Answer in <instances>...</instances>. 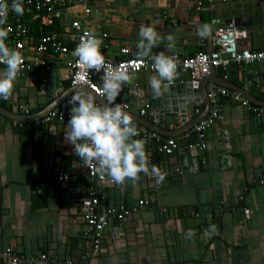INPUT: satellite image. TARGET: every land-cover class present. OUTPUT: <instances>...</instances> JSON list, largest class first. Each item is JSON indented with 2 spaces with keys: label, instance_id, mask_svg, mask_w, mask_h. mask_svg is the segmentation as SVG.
<instances>
[{
  "label": "crops",
  "instance_id": "1",
  "mask_svg": "<svg viewBox=\"0 0 264 264\" xmlns=\"http://www.w3.org/2000/svg\"><path fill=\"white\" fill-rule=\"evenodd\" d=\"M204 4V9H198L192 0H93L88 5L63 7L55 23L43 30L67 37L72 20H86L98 34L108 33L101 52L111 61L124 56L123 47L141 56L137 48L141 25H153L162 37L171 34L175 39L174 49H166L165 39L149 56L164 51L182 60L212 51L216 31L231 23L246 30L240 48L264 50V0ZM204 23L211 25V33L201 39L196 29ZM73 44L70 42L67 53H44L51 70H20L13 95L0 99V248L12 247L26 259L23 264H53L55 260L82 264H264V115L258 116L249 107H264V63L230 62L198 78L181 66L171 83L162 82L163 95L159 97L149 84L155 71L129 74L130 80L122 85L115 103L133 117L140 131L134 139L144 142L150 171L140 173L135 183L126 180L117 185L92 180L74 154V146L65 143L72 107L68 101L76 90L90 92L97 106L107 103L89 89L71 84ZM4 68L0 64V71ZM101 77L95 74L99 83ZM195 82L198 85L190 92L184 116L179 117L183 113L171 102L178 98L180 85ZM223 88L227 95L221 93ZM207 89L211 109L206 106L207 98L203 99ZM234 92L247 98L249 105L234 99ZM214 109L223 118L219 116L207 129V146L192 147L199 140L198 124ZM54 110L66 115L47 120ZM144 133L160 135L162 142L155 137L145 139ZM171 137L177 139L179 148L166 155L159 144ZM185 151L190 169L182 170L176 154ZM152 166L165 174L162 182L151 175ZM58 170L71 174L72 191L58 183ZM96 187L105 206H134L143 198L149 204L135 210L128 220L114 219L105 230L102 249L92 256L91 236L81 208ZM113 224L120 234L113 235ZM210 225L216 226L215 234H210ZM189 229L195 232L191 240L185 236ZM0 264L8 263L0 256Z\"/></svg>",
  "mask_w": 264,
  "mask_h": 264
},
{
  "label": "built area",
  "instance_id": "2",
  "mask_svg": "<svg viewBox=\"0 0 264 264\" xmlns=\"http://www.w3.org/2000/svg\"><path fill=\"white\" fill-rule=\"evenodd\" d=\"M91 1L93 0H22L24 7L23 15H17L15 12L11 11V7H9L7 23L4 25V27L10 28L11 31L9 32L6 44L11 45L13 49L21 53L23 64L21 65L20 70L29 71L36 67H45L48 70H51L49 60L46 59L44 53L50 52L54 54H60L70 52V42L74 43V52L80 41V38L86 31L94 32L96 36L102 39L104 43L106 38L108 37V33L103 32L101 34H98L93 25L88 24L86 20L80 18L71 21V32L67 37L62 32L56 31H45L42 33V30L45 26L53 25L55 23L56 19L60 15V10L63 7L70 5H88ZM192 1L196 3L198 9H204L205 2L214 3L221 0ZM11 2L12 0H8L9 6H11ZM37 28L40 29L41 33H36ZM244 36H246L245 29L237 27L233 23L224 25L223 27L218 29V31H216L213 37L214 50L208 52L200 51L199 53L182 60L174 57L178 65L177 69H179L181 66H184L185 68L191 70L192 76L194 78H198L200 76L210 74L213 69L226 67L230 62L264 63V50L240 48L239 40ZM121 52L124 54V56L118 61H111L105 58L106 61L109 62L114 68L121 66L127 68L129 74L138 73L145 69L155 71L152 68V64L154 63V61L152 60L151 56L145 57L132 55L128 47H123ZM77 61L78 58L74 56V58L69 62V66L71 67L72 71L71 84L74 86L85 87L92 91L95 96L106 99V97L101 92L102 83H99L95 80V74L97 72L93 69L85 68ZM98 74H101L102 76L103 72H100ZM221 93L227 95L228 90L223 88L221 90ZM210 95L213 99L215 98L214 94ZM233 97L236 100H240L244 105H249L248 99L244 98L241 93L234 92ZM249 107L252 108L258 116L264 115V107ZM197 111L200 112L199 109H197ZM26 112L28 113L29 111L27 110ZM142 113L145 114V111H143ZM57 115L60 117H64L66 113L60 110H54L50 113V115H48L47 120ZM219 116L220 114L218 109H214L211 116L200 121L197 126L199 140L197 141V143L192 144V147L197 146L200 148H205L207 146V142L205 140L206 131ZM138 133H140L139 130ZM143 137L145 139L149 137H155L158 142H162V137L157 134L144 133ZM178 148L179 142L176 138L172 137L168 138L165 143L159 144V150L166 155L174 154L178 150ZM85 168L87 171V175L92 180H96L99 183L111 182L106 177L104 179H101L100 176L90 172L89 168ZM151 175L154 178H159L154 173H151ZM71 177V174L67 171H57L58 183L63 185L64 188L67 187L66 184L70 182ZM72 189L73 186H69L67 190L72 191ZM104 199V196L102 195L100 190L97 189V187L92 188L89 191V198L81 208L84 213V221L86 223L87 232L91 236L89 255L92 256L97 254L102 249L105 230L111 227V223L114 219H117L119 221L128 220L135 212V210L149 204V200L143 198L140 199L137 205L134 206H127L125 204H120L118 206H105L103 204ZM111 230L113 235L120 234V229L116 224H113V228ZM0 256L8 264H23V261H26L23 256L18 255L10 246L0 248ZM41 257L48 260L45 254L41 255ZM88 263L90 264V262ZM53 264L82 263H77L73 260H67L65 262L55 260Z\"/></svg>",
  "mask_w": 264,
  "mask_h": 264
},
{
  "label": "clouds",
  "instance_id": "3",
  "mask_svg": "<svg viewBox=\"0 0 264 264\" xmlns=\"http://www.w3.org/2000/svg\"><path fill=\"white\" fill-rule=\"evenodd\" d=\"M11 11L23 15L22 0H0V64L5 65L0 71V99L8 100L13 95L14 81L20 73L23 58L19 51L6 44L10 28H5L7 17ZM211 33V25L204 23L196 29V35L201 39L207 38ZM140 40L137 44L141 56H149L153 48L158 47L165 39L168 43L166 49L175 48L174 36L169 34L162 37L153 25H141L139 29ZM103 41L94 32L86 31L73 52L78 63L97 73L103 72L101 77V92L107 103L97 106L94 96L84 90L78 89L68 101L72 105L70 119L64 133L65 143L73 145V152L82 161V165L90 172L105 177L117 185H123L126 180L135 183L140 173L148 174L149 158L146 154L142 140L134 139L138 130L133 117L124 111L119 103H115L122 91V85L130 80L127 68L113 67L106 61L101 52ZM154 63L152 68L155 75L149 79V84L155 96L163 95V81L171 83L177 77V62L173 56L165 55L164 51L151 56ZM151 172L159 177V182L165 179V174L152 166ZM216 226L210 225V234L216 233ZM185 236L191 240L195 232L189 229Z\"/></svg>",
  "mask_w": 264,
  "mask_h": 264
},
{
  "label": "water",
  "instance_id": "4",
  "mask_svg": "<svg viewBox=\"0 0 264 264\" xmlns=\"http://www.w3.org/2000/svg\"><path fill=\"white\" fill-rule=\"evenodd\" d=\"M211 73H215V69H213L211 71ZM197 85H198V82H195L194 84H188L187 86L186 85H180L179 90H178V95H179L178 98L177 99H173L172 102L170 101L174 105H177L178 109H180V111L183 113V114H180L179 117H183L184 116V113H185V111L187 109V104L189 103V99L188 98H189V96L191 94L190 92L193 91V93H194V91H195L194 87H196ZM208 94H209V91L207 89L205 91V94H204L205 96L203 97V99L206 100V98H207V102L205 101L206 102V106L207 107L209 106V108L211 109L212 108V104H211L210 97H209ZM197 99H198V95H194V100H197ZM220 116H222V115H220ZM179 117L177 116V118H179ZM222 118H223V116H222ZM177 151L175 153H177ZM176 155L178 156L177 160H178L179 164H182L184 166V168L182 170L190 169V164L187 162L188 156H189L188 152L185 151L184 154L180 155V156L178 154H176ZM179 164H177V166H179ZM174 167H175V165H174ZM71 182H72V180H71ZM71 185L73 186V182H72V184L67 183L66 184L67 187H65L64 190L66 191L68 189V187L71 186Z\"/></svg>",
  "mask_w": 264,
  "mask_h": 264
},
{
  "label": "trees",
  "instance_id": "5",
  "mask_svg": "<svg viewBox=\"0 0 264 264\" xmlns=\"http://www.w3.org/2000/svg\"><path fill=\"white\" fill-rule=\"evenodd\" d=\"M43 32H45V30H42V33ZM37 33H41L39 28H37Z\"/></svg>",
  "mask_w": 264,
  "mask_h": 264
}]
</instances>
